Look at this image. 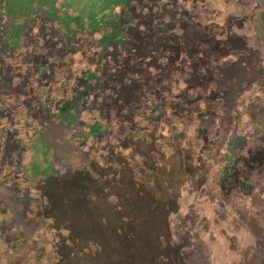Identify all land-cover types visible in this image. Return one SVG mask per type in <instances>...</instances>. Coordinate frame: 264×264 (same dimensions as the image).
Segmentation results:
<instances>
[{
  "label": "rangeland",
  "instance_id": "374dc122",
  "mask_svg": "<svg viewBox=\"0 0 264 264\" xmlns=\"http://www.w3.org/2000/svg\"><path fill=\"white\" fill-rule=\"evenodd\" d=\"M150 1L0 0V264H264V0L194 5L246 46L198 121L117 93Z\"/></svg>",
  "mask_w": 264,
  "mask_h": 264
},
{
  "label": "flooded vegetation",
  "instance_id": "af4514ba",
  "mask_svg": "<svg viewBox=\"0 0 264 264\" xmlns=\"http://www.w3.org/2000/svg\"><path fill=\"white\" fill-rule=\"evenodd\" d=\"M198 1L151 0L149 5H142L147 10L145 17L133 15L136 24L127 29L132 39L125 41L124 51L139 49L143 53L135 66L139 80L135 84L123 83V89L117 92L124 107L129 103L126 94L134 93L133 103L140 100L147 106L153 101L150 97L158 99L165 117L198 121L224 113L234 90L229 83L238 81L240 73L239 51L246 46L235 36L240 26L232 18L226 19V26L222 14H215L207 23L197 20L194 5ZM146 40H153V46ZM229 54L235 58L225 63ZM127 57L133 60V53L125 54L124 62ZM127 69L124 67L123 72ZM92 94L94 102L90 108L98 109V93Z\"/></svg>",
  "mask_w": 264,
  "mask_h": 264
}]
</instances>
